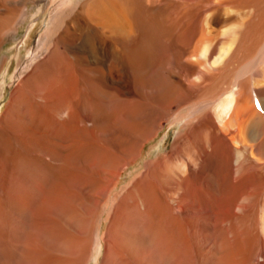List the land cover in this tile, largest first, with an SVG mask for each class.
<instances>
[{
  "label": "bare ground",
  "instance_id": "bare-ground-1",
  "mask_svg": "<svg viewBox=\"0 0 264 264\" xmlns=\"http://www.w3.org/2000/svg\"><path fill=\"white\" fill-rule=\"evenodd\" d=\"M31 1L35 0H0V46L19 30ZM44 42L47 57L22 84L34 99L15 94L0 117V130L5 129L0 142L5 135H12L31 156L30 164L22 153L8 160L0 146V191L3 201L10 203L6 210L0 206V240L1 236L22 240L24 254L0 257V264H57L55 253L74 250L73 237L68 235L64 241L58 236L73 225L77 236L84 235L89 219L95 226L98 223L96 216L105 204L98 212L94 208L109 189L117 187L114 182L120 175L110 169L111 155L122 156L128 163L137 159L142 146L172 115L175 106L191 107L188 129L179 143L182 148L158 157L147 167H153L151 174L170 192L169 200L185 217L188 211L206 213V202L197 204L190 193L196 189L207 200L211 193H222V188L214 186V182H221L218 177L222 173L221 185L226 182L225 192L232 196L238 186L248 187L254 178L264 177V163L256 157L258 153L264 156V122L249 95V75L258 69L254 78L264 107V0H78L55 14ZM30 100L36 111L29 108ZM15 103L20 105L19 113L25 110L28 121L27 126L17 129L19 123L11 116ZM151 111L152 118L146 119L145 112ZM82 112H101L104 119L109 112L124 115L120 122L119 117L114 122L127 130L129 142L126 140L121 149L100 145L98 151L93 141L80 142L90 138ZM45 113L55 119L53 124H59L58 118L73 128L76 124L77 137L76 146L65 143L58 149L65 148L66 168L71 172L66 177L53 174L55 190L48 188L51 191L47 194L41 192L45 177L37 176L32 166L48 160L31 143L44 136L40 126L46 123ZM33 114L36 120L30 117ZM72 127L64 128L66 139ZM35 129L40 131L37 138ZM55 130L48 128L56 134ZM50 149L54 151L50 155L57 156V147ZM9 167L15 172L14 178L8 175ZM148 172L141 173L137 186H133L141 190V198L147 196L142 185L147 184L143 179ZM228 174L230 178L225 177ZM183 181L190 185L183 186ZM81 185L94 188L88 197L80 199L77 190ZM159 196L156 191L150 201L154 208L167 201ZM217 212L226 216L227 208ZM60 214L74 217L76 223L62 222ZM8 217L13 221L12 231L4 226ZM41 220H53L52 231ZM62 244L71 247L60 249ZM120 246L127 249L126 240Z\"/></svg>",
  "mask_w": 264,
  "mask_h": 264
},
{
  "label": "rangeland",
  "instance_id": "rangeland-1",
  "mask_svg": "<svg viewBox=\"0 0 264 264\" xmlns=\"http://www.w3.org/2000/svg\"><path fill=\"white\" fill-rule=\"evenodd\" d=\"M77 1L78 0L31 1L28 4L27 17L19 26V30L8 35L4 43L0 46V117L10 106L11 99L15 94L20 95V97H25L26 99L32 97L29 88L22 84L23 81L33 73L34 68L41 63L49 53L47 45L44 42L45 33L48 32L55 14L60 9L68 5H73ZM257 70L258 69L249 75V95L256 110L262 114L264 122V107L262 106L256 78H254ZM32 98L34 99V96ZM13 106L11 116L19 123L16 129L27 126L28 121L23 114L25 110L21 109L19 113L18 110L20 109V105L18 107L17 103H15ZM29 108L36 111L33 103L32 105L30 104ZM87 113L82 112L81 117H83V124L90 127V138L88 141L80 139V142L83 141V143L91 144L93 141L97 151L100 145L121 149L126 140L129 142L130 137L127 130L125 128L122 129L120 125L114 122V119L118 117L120 122L121 117L124 115L120 117L118 114L109 112L104 119L105 116L101 114V112L97 114ZM153 113L152 111L145 112L144 117L146 119H151ZM30 117L35 120L37 118L35 114H33V116L30 115ZM44 117L46 123L44 127L42 125L40 126V131L44 135L41 138L43 141L39 140L40 137L37 134L40 131L37 129L36 133L35 129L33 132L34 136H36V138L39 137V139H35L31 143H34L37 150L44 153V158H47L48 163L38 161L39 164L32 166L34 167L32 171L37 176L45 177L44 182L46 184H42L41 192L47 194L46 192H48V190H55V188H52L54 186L53 180H55L53 179V174L62 173L61 175L66 177L68 172H71V170L66 168L65 158L68 154L64 152L65 148L63 149L62 147V151L58 149L62 145H65V143H71V148L73 145L76 146L77 137L76 124L73 128L70 122L66 120L63 121L58 117L59 124L57 122L53 124L55 119H52L50 114L45 113ZM190 117L191 107H189V104L175 106L172 115L163 121V125H161V127L155 131L154 135L142 146L137 159L128 163L123 160L122 156L120 157L116 154L111 155L114 158L111 160L113 168L110 169L118 171L120 175L119 179L114 182V185H117V187L109 189L108 192L101 197L102 201L100 200V204L98 203L99 205L94 208L98 212L100 210L99 207L105 204L96 216V218L98 217V223L95 226V222L93 225L92 220L89 219L86 224L87 227L85 231L83 230L84 233H82L84 235L79 233L77 236V232L73 230V228L76 227L75 225H73L71 229L66 228L64 235H57L58 239L61 238L60 240L64 241L68 240V235L70 238L73 237L77 247H75L74 250L68 249L66 252H61L62 254L60 253L59 255L55 253L53 256L58 258V260L54 262L57 264H78V261H81L80 264H264V209H262L264 204L263 176L254 178L252 182L250 181L248 187L246 185H242L241 187L238 186L237 191H235L236 193L234 192L232 196V194H226L225 192L227 186L226 182L224 183L225 186L221 185L224 177V173H222L220 178L218 177L221 182L219 184L214 182V186L216 185L215 187L223 189L221 190L222 193H219V191H217V193H211L212 195H209L208 200L207 198H203L196 189L190 193L197 204H199L200 201L206 202L208 209L206 213H204L205 215L200 214L202 211L194 210L193 212L188 211V216L185 217V215H183L184 212H179V208H176L169 200L170 192L165 190L158 182V179L151 174V172H153V167H147V163L155 161L160 156L180 151L182 147L179 143L188 129L186 124ZM77 122L78 118L75 123ZM66 126L72 127L70 130L71 135L67 136V139L64 135V128ZM48 128H56V134L49 132ZM95 128H97V130H95ZM4 130L5 129L0 130V135ZM16 143L17 141L12 135H5L0 142V146L4 148L2 150V156L4 157V155H6L8 160H12L16 159L14 158L15 154L22 153L26 158L25 161L31 163L30 154ZM51 146L57 147V151H59H55L57 156L55 154V156L50 155L51 152H54L51 151ZM2 152H0V155ZM68 153L72 156L70 152ZM136 154L138 155V152ZM36 155L42 157L41 153H36ZM259 155L258 153L256 157L260 159V163H264V156ZM131 157H134V155ZM64 162L65 164H63ZM120 164H122L121 167L119 166ZM16 165L21 166L20 163ZM218 165L223 167L222 164ZM52 167L54 170H49ZM99 167L100 164L99 166L97 165L96 169ZM262 169L264 170V164L262 165ZM8 170V175H12L11 178H14L15 172H13V169L9 167ZM146 172H148V174H146L147 176H145L143 180H145L147 184L145 185L144 183L142 186L144 191L146 190L147 196L141 198V190L133 186H137L135 184L137 180L140 181L141 173ZM229 175L230 174L225 177L230 178ZM239 183H241V180ZM186 185H190V183L183 181V186ZM232 185L234 186L235 184ZM83 188L82 185L78 186L77 194H79L78 197L80 199L81 197H88L87 195L93 192L94 187H87L84 188V190ZM210 190L214 191L212 186ZM156 191L159 193V197H161L162 200L163 197L167 200L165 201V205H161L159 208H154L153 203H150L153 196L156 195ZM3 195L4 194L0 191V206L6 210L7 207H10V203L9 201H3ZM45 197L36 198L33 202L37 203L39 201L37 199L43 200ZM143 199H146L147 206ZM80 202L83 201L80 200ZM40 204L42 205V203ZM222 207L227 208L226 216H222V212H217ZM156 212L159 214L156 215ZM214 213L220 215L215 216ZM60 217L62 222L71 221L73 224L76 223L74 217L70 218L68 214H62ZM15 218L16 215L12 220L14 221ZM5 219H8L5 222L8 226L5 224V228L8 227V230L12 231L13 221L10 217ZM41 221L44 222V226L48 228L51 226L50 230L52 231L51 222L53 220ZM35 222H37L36 219L34 220V223ZM79 228L81 229V227ZM87 230H89V232H87ZM76 237H78L77 241ZM9 238L10 237H6L3 239L1 236L0 257L4 258L5 255L10 254L13 257H16V255L23 256V250L21 249L23 244L22 240L19 241V243L15 237L14 239L13 237ZM5 240H9L10 243ZM43 240L45 239L43 238ZM124 240H126L127 249H123L120 246ZM15 245L19 248L15 247ZM62 246L71 247V245L62 244L59 248L62 249ZM81 249H86V252L80 251ZM18 250L20 252H18ZM76 259L78 261H76Z\"/></svg>",
  "mask_w": 264,
  "mask_h": 264
}]
</instances>
